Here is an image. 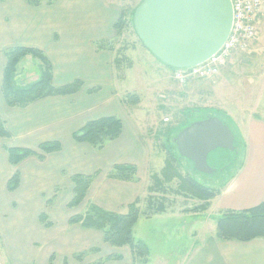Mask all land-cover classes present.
<instances>
[{
  "label": "crops",
  "instance_id": "1",
  "mask_svg": "<svg viewBox=\"0 0 264 264\" xmlns=\"http://www.w3.org/2000/svg\"><path fill=\"white\" fill-rule=\"evenodd\" d=\"M140 2L131 7L120 0H56L41 5H31L26 0L0 2V118L10 134L0 142V188H3L0 205L5 203L0 209V250L7 264H65V261L68 264L100 261L101 264H142L133 260L129 245L112 246L105 242L102 230L69 222L76 210L89 203L126 213L128 205L140 199L139 206L144 209L145 198L149 195V178L154 172L151 166L153 151L147 139L140 135L136 119L127 112V104L122 102L123 95L130 92L128 86H124V92L120 94L117 91L118 84L126 78L115 68L116 50L98 47L102 40L113 41L119 37L115 23L123 13H129L130 17ZM257 27L258 35L249 48L236 50L220 73L228 84H236L238 74L242 84L238 87L242 88L210 87L204 90L207 94L215 90H221L222 94L227 91L228 96H216L224 108L230 104L231 107L250 109L246 110L247 114L240 113V120L222 114L228 119V126L231 122L237 125L244 143L240 164L226 177L219 187L220 193L208 201V208L202 213L194 208L203 201L182 197L186 204L187 200L192 201L191 206L180 207L182 210L187 207L184 211L167 207L164 212L139 217L133 230L135 237L149 247L150 260L146 264H170L166 254L155 257L153 247L155 243L169 244L170 237L177 236L176 231L182 232L190 225L194 235L204 220H210L215 228V211L242 210L264 201V87L260 86L263 83L259 80H256V87H251L254 73L264 77V0ZM13 46L41 49L51 62L54 85L80 79L83 86L73 94L49 96L25 107L8 106L2 83L7 62L5 51ZM28 60L32 62V59ZM171 72L174 78V70ZM30 74H33L31 79L40 75L27 73ZM93 87L98 89L91 91ZM197 93H201V88ZM259 108L261 112L257 111ZM209 114L219 116L223 121L222 115ZM111 115L120 116L123 132L102 149L74 139L73 134L88 121ZM46 141H60L62 149L44 157L30 155L16 166L10 163L7 147L37 149ZM112 142L114 147L108 148ZM118 163L135 164L139 173L137 179L126 181L108 177V172ZM15 170L20 172V184L16 190L9 191L8 180ZM76 173L95 176L84 202L70 208L68 202L74 186L71 176ZM16 204L19 208L13 206ZM9 212L12 218L8 217ZM42 213L47 215L50 225L41 222ZM168 218L181 221L177 230L164 226L166 223L162 221ZM153 223L156 224L149 234L146 230L141 233L143 224L146 229ZM195 242L172 264H264V238L220 240L211 232L202 240L198 237ZM83 251H86L83 260H77L75 255ZM114 255L121 258H111Z\"/></svg>",
  "mask_w": 264,
  "mask_h": 264
},
{
  "label": "trees",
  "instance_id": "2",
  "mask_svg": "<svg viewBox=\"0 0 264 264\" xmlns=\"http://www.w3.org/2000/svg\"><path fill=\"white\" fill-rule=\"evenodd\" d=\"M3 0H0L2 2ZM31 5L52 4L56 0H26ZM142 1V0H141ZM137 7V6H136ZM136 7L130 13V17H126L123 13L117 22L115 28L120 35L123 30V25L126 22H133L132 16ZM136 32V31H135ZM141 41V40H140ZM142 42V41H141ZM113 41L102 40L98 43L99 48L112 47ZM115 50V49H114ZM114 59L115 68L122 67V62L127 58L124 55L118 54L116 50ZM33 56L41 63V74L39 77L30 83L20 86L16 84V75L18 65L25 56ZM7 59L2 83V92L8 106L25 107L39 99L54 95H69L77 92L84 84L80 79H75L70 83L56 86L52 82L53 70L50 60L45 53L36 47L30 46H13L5 51ZM121 75V74H120ZM123 76V74H122ZM98 87H93L91 91L97 90ZM136 94L128 93L122 102L125 104H136L138 102ZM123 132V123L121 118L116 115L102 116L88 121L82 128L77 130L73 137L78 142H88L97 149L105 147L107 142L115 140ZM4 121L0 118V137H9ZM62 149L60 141H46L39 144L37 149L7 147L9 161L13 166H16L24 158L30 155L44 157L46 154L56 152ZM176 155L169 149L165 158L164 166L160 170L150 174V183L148 186L149 195L146 199V208L141 209L139 206L140 199L128 205L126 213H117L106 210L94 203H89L84 212L71 215L69 222L71 224H81L87 228L100 229L104 233L105 242L112 246L122 247L129 245L133 260L139 259L140 262H147L150 250L148 245L137 239L134 235V226L141 215L150 216L151 214L164 212L168 207L167 199L156 197L155 194L166 192L170 189L165 187L166 184L178 180V185L173 189V192L178 196L195 197L200 199L201 204L196 206V212L205 211L208 208V201L216 197L220 193V189L209 187L190 175H185L175 164ZM138 168L133 163H118L115 164L108 172V177L134 181L137 179ZM94 174L76 173L71 176L73 182V195L68 202L70 208H75L81 205L87 197L89 188L94 178ZM20 184V172L15 170L13 175L8 180V190L14 191ZM163 194V193H162ZM165 196V195H163ZM40 220L45 225H50L51 222L45 213L40 215ZM216 237L220 240H241L250 241L256 238H264V201L242 210H224L217 217ZM93 250V249H92ZM86 251L75 255V258L82 259ZM110 258V257H107ZM111 258L120 259V255H114ZM102 261L96 264H101ZM68 262L65 261V264Z\"/></svg>",
  "mask_w": 264,
  "mask_h": 264
},
{
  "label": "rangeland",
  "instance_id": "3",
  "mask_svg": "<svg viewBox=\"0 0 264 264\" xmlns=\"http://www.w3.org/2000/svg\"><path fill=\"white\" fill-rule=\"evenodd\" d=\"M121 1L125 2V4L128 3V6L130 7L139 2V0H120V2ZM126 15V17H128L129 13H126ZM118 36L119 37H116L113 40L112 47L117 50L118 54L124 55L127 58V61L125 60L124 62H122V67L118 68L117 70L118 74H123V78H126V81L118 84L119 87H117V91L120 94L124 92V86H128L126 87L130 90V92L128 93L136 94L138 96L139 100L136 104H127V112L130 114L132 113L134 117L133 120L136 119L135 122L138 127H140V135L147 139L148 146L153 151L151 161L153 170L159 174L161 173L160 170L164 166L167 151L169 149L171 152L175 153V164L183 174L190 175L199 182L209 187L220 189L219 187L222 186L226 177L234 172L240 164L244 143L238 134L236 128L237 125L233 122L229 123L230 129L234 133V136H236V150L234 159L229 166L225 167L224 170L218 174H207L199 172L192 160L187 159L179 154L174 138L179 133V131L191 124L193 121H197L198 119L201 120L203 118L205 119L209 116H214L212 114H209L212 112L218 113L220 115L224 114L225 117L232 115L233 118H236L237 120H240V115L242 113L243 115L244 112L245 114H247L248 112L246 110H250L247 107H244L242 109L237 107L235 108L231 107L228 103L225 108L221 106V100L216 96H223L224 94L228 96L227 91L223 94L221 90H215L214 92L210 91V94H207V91L204 92V90L210 87H237L236 89L242 88L238 87L242 85L240 84L241 82L239 75L237 74L235 76L236 80L234 82L236 84H234L233 82L232 84H228L227 82L225 83L223 76H220L222 70L221 68L220 73L212 78H190L185 84H182L175 78H173V72H171L173 71V69L164 64L155 55H153L140 41L137 33L134 30L132 21H128L123 25V30ZM28 59H32V62H28ZM38 66L40 67V69L42 68L41 63L37 58H33L30 56L24 58L18 65V72L15 77L16 84L24 86L31 81L36 80L31 79L33 77V74L27 75V73L40 74V69H37ZM258 75H255V73L252 75L254 77H252L253 81L252 85L250 84L251 87H256V80H259V82L263 83V85L260 86L264 87V77H262L261 74ZM223 82L225 84H223ZM190 87L191 89H189ZM197 87H199V89L201 88V93H197V91L199 90L197 89ZM127 94H124L123 98ZM179 95H183V97ZM261 110V108L257 109V111L260 112ZM0 117L2 118V116ZM225 117H223L222 115L223 121L226 124V122H228V119ZM242 126L244 127L243 124ZM3 138L4 137H0V142ZM128 138L131 139L130 137ZM114 145V142H112L109 143L107 147H114ZM67 155H69V152ZM64 183L65 182H63L62 184ZM176 185H178L177 179L165 185L167 190L168 188L170 189L169 191L160 192L159 194H155V196L167 199L166 202H168V207H171L173 211H184V209H186L187 207L183 210L180 209V207L186 205L191 206L192 201L187 200V204L184 203L182 198L184 196H177L173 192V189L176 188ZM2 189L3 188H0V192L2 191ZM63 190L66 191L64 187ZM46 192L47 194L49 193L48 190H46ZM3 205H5V203H2L0 205V209L3 207ZM13 206L15 208H19L18 204H16V206ZM80 208L81 210H76L77 213L84 212L87 206L84 205V207L81 206ZM142 208H146V203H144ZM202 212L203 211H201V213ZM215 212V219H217L221 212ZM8 217L12 218L11 212H9ZM204 221L205 222L200 223L201 225L197 231L194 230V235L193 232H191V228L189 225L187 226L188 229L182 232L181 230L180 232L176 231L177 236L170 237V239L168 240L169 244L155 243L153 247L154 256L157 257L160 253H163L164 255L166 254L169 258L168 262L172 264L177 260V258L181 256L183 252H185V249L193 245V241L195 242L198 237L199 240H202L203 236L211 234V232H214L216 234L217 220L215 222V228L212 227V222L210 220ZM162 222H164V224L166 223L164 226L168 227L171 230H177L179 228L178 224L181 223V221H179V219L177 218H168ZM155 224L156 223L151 224L146 229L145 227H142L143 225H145L143 224L140 228L141 233L146 230V232L149 234L150 228L154 227ZM196 243L197 242H195V244ZM149 256L147 257V262L142 263L139 259H136V263H148L150 260ZM83 258L81 260H83ZM76 259L80 261V259ZM4 260V253L0 250V264H7V262H5Z\"/></svg>",
  "mask_w": 264,
  "mask_h": 264
},
{
  "label": "water",
  "instance_id": "4",
  "mask_svg": "<svg viewBox=\"0 0 264 264\" xmlns=\"http://www.w3.org/2000/svg\"><path fill=\"white\" fill-rule=\"evenodd\" d=\"M232 22L231 0H142L133 14L142 43L172 68L196 66L212 57L227 39ZM174 141L179 154L207 174L222 172L235 156L234 133L217 116L192 122Z\"/></svg>",
  "mask_w": 264,
  "mask_h": 264
},
{
  "label": "built area",
  "instance_id": "5",
  "mask_svg": "<svg viewBox=\"0 0 264 264\" xmlns=\"http://www.w3.org/2000/svg\"><path fill=\"white\" fill-rule=\"evenodd\" d=\"M233 22L222 47L208 60L196 66L175 69V79L185 84L190 78L209 79L220 73L222 65L236 50H245L258 35L257 18L263 0H231Z\"/></svg>",
  "mask_w": 264,
  "mask_h": 264
}]
</instances>
